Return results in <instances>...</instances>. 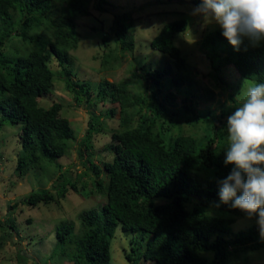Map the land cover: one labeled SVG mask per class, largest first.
Segmentation results:
<instances>
[{
  "label": "trees",
  "instance_id": "16d2710c",
  "mask_svg": "<svg viewBox=\"0 0 264 264\" xmlns=\"http://www.w3.org/2000/svg\"><path fill=\"white\" fill-rule=\"evenodd\" d=\"M94 2L101 13L109 12L106 6L112 7L106 0H0V129L6 123L22 125L17 176L35 175L53 165L47 182L58 172L57 185L53 186L56 196L63 199L69 189L78 191L70 177L60 174L57 164L59 158L69 154L76 132L66 118L60 117V103L48 108L39 104L53 88L56 74L49 67L52 58L61 68L60 75L75 105L90 113L81 145L91 146L92 135L103 117L118 116L122 128L111 134L113 159L103 164L102 171L92 165L96 189L103 191L105 203L78 215L77 233L72 223L57 224L56 252L60 248L59 253L69 264H113L110 245L118 228L125 236H137L131 238V251L125 255L132 264H227L233 253L264 249V240L256 229L232 232L236 217L247 216L219 203V181L232 169L224 164L228 136L223 119L230 108L224 107L220 116L209 107L194 114L190 103L184 113L192 115L189 119L203 121L202 135L173 133L180 118L173 110L176 93L189 94L184 87L194 81L174 43L177 34L187 29V21L165 24L150 41V48L167 55L172 66L160 70L152 64L139 65L148 95L131 88L135 72L116 83H99L94 95L88 83L74 81L70 59L79 44L76 19L90 16ZM165 2L197 7L201 0ZM133 20L130 13L114 15L111 35L104 34L102 38L106 50L100 63L103 71L113 70L120 55L135 49ZM112 41L114 48L109 47ZM20 45L33 49L22 54ZM201 45L214 72L230 69L241 78L264 83V41L253 47L244 40L237 51L222 31H214ZM166 77H170V90L164 92ZM215 77L226 87L223 79ZM207 93V100L213 101L214 92ZM99 104L110 105L105 115L92 112ZM102 173L106 184L100 179ZM55 199L51 192L41 189L30 193L25 203L35 207ZM191 203L192 207L187 208ZM210 209L228 216L211 215ZM146 238L149 239L143 244Z\"/></svg>",
  "mask_w": 264,
  "mask_h": 264
},
{
  "label": "rangeland",
  "instance_id": "374dc122",
  "mask_svg": "<svg viewBox=\"0 0 264 264\" xmlns=\"http://www.w3.org/2000/svg\"><path fill=\"white\" fill-rule=\"evenodd\" d=\"M106 1L112 4V7L106 6L109 12L97 11L95 1L90 6V16L76 19L79 44L77 49L70 53L74 81L88 83L95 91V95L99 83L103 81L116 83L130 78L135 72L137 77L132 80L131 88L142 95H148L139 65L152 64L154 68L160 70L172 66V60L167 55L150 48V41L165 24L184 19L188 27L183 33L177 34L174 43L185 58L188 69L193 73L194 81L184 87L189 94L175 92L177 105L173 110L178 112L180 118L173 133L174 135H202L203 121L189 119L192 115L184 113L185 107H189L190 103L194 105V114L204 112L209 107L216 116H220L221 110L228 106L230 112L223 119L225 122L223 129L227 133V117L243 102L248 85L244 84L246 79L235 75L230 69L219 70V72H214L212 69L211 60L201 44L210 32L222 31L220 27L214 22L204 24L202 17L193 16L191 12L196 6L167 3L165 0ZM121 13H130L134 19L132 33L135 49L120 55L113 70L103 71L100 63L106 50L102 38L104 34L111 35L113 17ZM109 47L114 48L115 43L110 42ZM21 48L22 54L33 49L27 45H22ZM49 67L56 77L51 92L44 96L39 104L48 108L52 103H60L63 107L59 113L60 117L66 118L76 132V141L73 142L69 154L59 158L57 164L61 167L60 174L66 178L70 177L78 191L69 189L63 199L56 196L57 192L53 186L57 185L58 172L47 182L48 176L54 171L53 165L45 171L36 172L35 175L29 173L24 178H19L16 174V166L21 150L18 137L22 125L20 123L4 124L0 129V264H69L65 263L63 256L59 253L60 248L56 252L55 226L61 222H69L74 225V232L77 233L80 230L78 215L88 209H99L105 203L103 191L99 192L96 189V176L92 165L102 171L103 164L113 159L114 153L110 149L111 134L122 130L118 116L103 117L97 126L98 130L92 135L91 146L86 148L81 145L80 141L84 138L90 123V113L83 107L75 105L73 94L66 90L60 75L61 68L55 59L52 58ZM214 75L223 79L226 87H222ZM163 90L164 92L170 90V77L165 78ZM209 90L215 94L213 101L207 100ZM161 98L162 96L159 97ZM109 107V104L105 106L99 104L93 108L92 112L95 115H105ZM166 143L169 144V141L167 140ZM100 179L103 184H106L103 173ZM41 189L51 192L56 197L55 201L47 205L38 204L35 207L27 205L26 197ZM192 205V203L189 204L187 208H191ZM208 212L215 216H228L214 209ZM12 225L14 229L11 228ZM249 228L259 231L256 220L236 217L232 232L236 233ZM132 237L137 236H125L120 228L116 230L110 245L113 264H132L125 259V255L131 251ZM148 239L146 238L143 244ZM55 252L53 259L51 256ZM209 256L211 258V255ZM140 262L139 264H155ZM227 264H264V249L233 253Z\"/></svg>",
  "mask_w": 264,
  "mask_h": 264
},
{
  "label": "clouds",
  "instance_id": "9594fccd",
  "mask_svg": "<svg viewBox=\"0 0 264 264\" xmlns=\"http://www.w3.org/2000/svg\"><path fill=\"white\" fill-rule=\"evenodd\" d=\"M191 14L218 25L237 51L245 39L253 47L264 41V0H201ZM244 84L243 102L227 117L224 164L232 169L219 181V203L255 218L264 240V83Z\"/></svg>",
  "mask_w": 264,
  "mask_h": 264
},
{
  "label": "water",
  "instance_id": "95a60500",
  "mask_svg": "<svg viewBox=\"0 0 264 264\" xmlns=\"http://www.w3.org/2000/svg\"><path fill=\"white\" fill-rule=\"evenodd\" d=\"M197 199H200L199 197Z\"/></svg>",
  "mask_w": 264,
  "mask_h": 264
}]
</instances>
